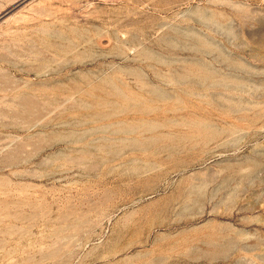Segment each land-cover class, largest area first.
Returning <instances> with one entry per match:
<instances>
[{
    "label": "rangeland",
    "instance_id": "1",
    "mask_svg": "<svg viewBox=\"0 0 264 264\" xmlns=\"http://www.w3.org/2000/svg\"><path fill=\"white\" fill-rule=\"evenodd\" d=\"M0 264H264V0H0Z\"/></svg>",
    "mask_w": 264,
    "mask_h": 264
}]
</instances>
